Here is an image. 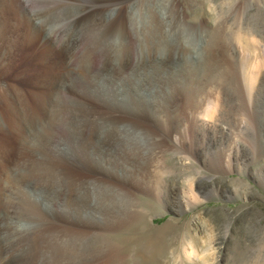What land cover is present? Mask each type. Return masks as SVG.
<instances>
[{
  "label": "bare ground",
  "instance_id": "1",
  "mask_svg": "<svg viewBox=\"0 0 264 264\" xmlns=\"http://www.w3.org/2000/svg\"><path fill=\"white\" fill-rule=\"evenodd\" d=\"M2 1L9 5L5 9L17 29L25 26L15 57L35 48L34 73L41 74V82L24 94L20 89L10 94L0 86V197L6 187L16 186L7 194L6 206L0 201V264H210L209 240L183 239L173 221L158 228L146 221L149 209L163 210L168 188L178 195L176 210L201 201L193 185L186 189L168 180L179 171L178 139L167 149L163 137L126 118L142 111L161 123L162 132L180 124L182 115H167L166 100L175 92L168 86L177 82V71L184 63L189 68L186 57L191 59L196 51L191 37L201 42L198 49L205 53V58L195 57L196 62L225 61L232 47L231 58L238 59L246 87L264 76V37L243 25L242 3L235 1L226 9L227 0ZM199 5L203 16L196 20L193 11ZM46 24L53 32L50 39L42 32ZM13 34L5 41L0 30V51L9 59V46L18 36L16 30ZM241 48H252V55L242 54ZM218 53L223 58L214 60ZM49 61H62L61 72L79 68V75L66 85L64 100L56 90L60 76L55 81L42 75L47 69L55 74L56 65ZM196 68L191 67L199 84L205 73ZM220 73L207 78L205 92L190 97V105L199 111L213 140L239 143L249 132L243 121L246 114L240 109L232 114L227 104L210 96L214 90L209 85L225 81ZM11 136L13 155V146L6 142ZM236 150L240 152V146ZM167 152L175 161L172 165L166 163ZM97 167L123 185L142 189L149 198L135 197L109 179L88 174ZM6 208L17 211L18 218L7 226ZM177 241L180 245L172 248ZM253 253L242 264H256Z\"/></svg>",
  "mask_w": 264,
  "mask_h": 264
},
{
  "label": "rangeland",
  "instance_id": "2",
  "mask_svg": "<svg viewBox=\"0 0 264 264\" xmlns=\"http://www.w3.org/2000/svg\"><path fill=\"white\" fill-rule=\"evenodd\" d=\"M227 1L226 9L231 8L233 5L232 3L235 1H237L238 4L242 3L243 16L245 17L242 16L244 19L241 20L243 25H247L246 27L249 26L248 28L252 29L255 35L264 37V0H231L230 6V1ZM5 3L0 0V30L1 35H3L2 38L6 41V36L11 40L13 36L15 37L13 30L17 31L16 35L18 36L14 39V43H12V41V44L9 46L11 50L10 59L12 60L9 59V56L6 58L3 57L2 51H0V86L2 89L8 90L10 94L14 93V89L18 91L20 89L23 91L20 92L24 94L26 88L32 86L34 82H41V74L37 73L39 76H35L36 71L34 69L38 53L35 51V48L33 49V47H30V52L26 49L28 52H22L23 54H21L23 56L19 53L20 55H17L18 60H16L17 58L15 56L22 42L25 26H19L17 29V25H15L14 20H12V14L8 13V10L5 9L8 8L9 5ZM180 3L183 6L185 4L184 2ZM30 7L35 8L33 5ZM201 7L202 6L199 5V7L193 11V18L196 20L198 17L201 19L203 16V8ZM186 14L187 13H185V15ZM29 18L34 24L40 25L38 20L35 21L33 16H29ZM43 24L41 23V26ZM46 25L47 26H45L42 32L45 37L50 39L53 32L50 24ZM4 39L2 40L3 42ZM190 39H192V41ZM193 39L195 38H189L190 42L195 43V50L197 52L195 51V53H193L191 57V59L193 58L192 60L190 56L186 57L187 62L190 64L188 66L189 68H187L184 63V68L181 67L177 71V82L168 86L170 89L175 88V92L168 98L170 100H166V104L168 103V106H166V113L169 117L175 112L178 113L179 117L182 115L181 119H183L180 121V124L178 126L172 125L173 127L170 128L166 126L168 131L165 130L166 133L165 131L162 132V128L160 127L161 123L154 119H150L142 111L139 116L126 118V120L138 123L141 126L155 131L164 138L163 147L167 149L173 148L178 139L176 144L181 151V155H179L180 160L178 161L179 171L175 174H169L168 180L177 181L179 186L186 189L193 185L194 188L199 191L201 201L189 208L185 209L183 207L182 209L176 210L175 206H177L176 201L178 195L176 191L168 188V190H166L168 199L163 210L161 209L159 211L157 209L156 211L155 209H149L146 221L154 228H158L159 226L167 224L169 221H173L178 224L177 228L181 230L179 233L184 236L183 239L197 237L201 240H209L208 243L210 242L209 246L212 249L211 255L213 254L209 259V261L212 260L210 264H242L249 261L248 258L252 252L256 253V264H258V262L259 264H264V76L261 75L257 77L250 88L248 86L246 87L245 84H243L242 75L238 69L240 67L238 66V62H236L238 59H232L234 53L232 47L230 57H227L225 61H221L220 57L223 58V55L218 53L214 60L220 59V61H209V63L207 61L206 63V61L201 60V62H196L197 60L195 57L200 59L205 58V53H201L198 49L197 45L201 42L197 41L198 39ZM3 42H0V50L4 45ZM7 43L8 42H6V45ZM202 43H204V41ZM249 44L248 46L251 45ZM251 49H248V51ZM243 51H245L242 53L244 55H252L251 52H248L246 49ZM241 53L238 51L239 55ZM19 56H21V58ZM62 56L63 54H61V57ZM217 57L219 58L217 59ZM167 61L168 60H165L166 63ZM176 61H174V63ZM179 61L184 62L183 59ZM49 63L54 64V66L56 65V70L54 71L56 75L52 74L51 69H47L49 72L46 70L42 75H49L50 78L53 76L52 78L55 79V81L58 80L57 75L60 76V79L62 78L61 80L59 79L56 90L59 98L64 100L65 94L63 93L65 92L66 85L70 83L72 77L74 78L79 75V68H72L70 70L73 72L68 71L69 73L67 71L61 72L62 66L60 63H62V61H49ZM202 64H204L203 67ZM191 67H193L194 70L198 67L199 73L203 71L206 75L201 76L203 79L200 80L199 84H197V78ZM218 72H221L219 75L222 74L221 78L224 77L225 81L220 80L221 82H213L209 85L214 90L210 92L212 93L210 96L213 97V101H220L222 105L227 104L228 108L233 110L232 114L239 109L244 115L246 114L243 121L245 122L244 125L248 126L249 132L242 135L241 142L239 143H234L232 140L228 142H217L213 140L212 132H210L198 118L199 111H193V107L190 105V97L196 93L205 92L206 81L214 78ZM224 73L227 76H225ZM226 79H232L231 83L226 82ZM216 80L219 81V79H215V81ZM50 83H52V79ZM157 108H159V104H156V109ZM1 120H3V118L0 113V122L3 124ZM219 134L216 135L217 138L220 137L218 136ZM235 134H237V132ZM13 137L14 136H11V138L6 141L9 147L15 144V137ZM238 145L241 151L237 153L236 147L238 148ZM14 151L15 145L12 147L10 154L13 155ZM170 154L171 153H168L166 156V163L168 165L175 163V161L171 160L173 157L169 156ZM183 157L187 158L185 159ZM192 165L195 166V171L192 169ZM100 172V168L97 167L95 171H89L88 174L91 176L97 175V177L101 176L103 178L102 180L109 179L111 183H117L123 189L131 191L132 195L135 197L144 195L143 197L149 198L146 196V193H142V189L137 188L135 185H123L124 182L121 183L113 177L101 174ZM195 172L199 173L197 174ZM23 184L25 186L23 190L27 191L26 186L28 181L23 182ZM15 189V185L6 187V190L2 191L0 197L1 203L4 205L6 203L7 205V194ZM36 199L35 196L32 197V200ZM37 202L39 203V207L43 209L44 204L42 199H38ZM11 205L14 206V203H11ZM6 212V217H4L6 226L18 220L16 216L17 211L6 208ZM96 218H98V214ZM14 226L15 229H18L20 224L17 223ZM168 241L169 244H171V238H168ZM176 243L175 245L172 244V248L180 245L178 241ZM199 249L202 248L199 247ZM8 251L10 252V249Z\"/></svg>",
  "mask_w": 264,
  "mask_h": 264
}]
</instances>
